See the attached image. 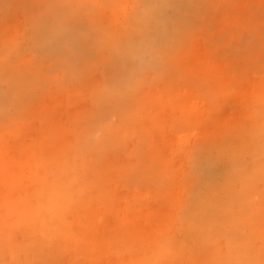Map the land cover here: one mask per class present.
Returning a JSON list of instances; mask_svg holds the SVG:
<instances>
[{
  "label": "rangeland",
  "instance_id": "1",
  "mask_svg": "<svg viewBox=\"0 0 264 264\" xmlns=\"http://www.w3.org/2000/svg\"><path fill=\"white\" fill-rule=\"evenodd\" d=\"M52 1L58 0H27L26 6L0 0V44L7 54L0 61V103L8 99L14 72L8 61L28 74L41 72L20 101V115L6 119L0 107V264H238L245 250L251 256L244 264H264V171L251 183L257 190L245 221L234 217L246 234H224L223 219H232L235 206L229 214H207L206 222L191 213L209 196L207 172L218 181L242 164L247 169L241 132L264 126V0H207L208 9L184 19L169 8L178 19L170 31H181L185 51L173 73L153 68L128 90L127 115L116 110L124 103L117 92L102 100L112 78L123 80L128 72L114 70L124 51L106 55L95 47L94 63L80 74L75 70L85 66L86 52L72 66L38 51L35 32L54 22L44 11ZM105 1L111 9L102 8ZM147 1L78 3L101 10L100 31L89 38L116 25L128 44L146 21L157 28ZM94 20V14L74 15L67 24L79 37ZM193 22L201 27L189 32L186 24ZM135 49L137 65L169 63L152 40ZM230 143L235 152L225 156ZM67 196L76 198L71 210L63 205ZM45 247L54 260L41 254Z\"/></svg>",
  "mask_w": 264,
  "mask_h": 264
},
{
  "label": "bare ground",
  "instance_id": "2",
  "mask_svg": "<svg viewBox=\"0 0 264 264\" xmlns=\"http://www.w3.org/2000/svg\"><path fill=\"white\" fill-rule=\"evenodd\" d=\"M20 4L26 6L27 0H17ZM209 1V0H208ZM207 0H148L147 1V10L150 13L149 20H154L153 22L157 24V28H151L147 25L146 21L139 29V33L131 40L127 42L128 44H123L121 42L123 31L122 29H117L116 25L115 30L110 32L109 30L105 32H100L99 35H96V38H89V35L92 31H100V22H101V10H96L95 6L86 5L82 6L78 3V0H73L71 4L70 0H58L45 3V12L49 11L53 13L54 22H44L43 25L39 26L36 29L35 35L41 36L39 46L37 47L40 52L49 53L52 52L57 58L65 59L69 65L73 66V60L79 54V52H86L85 66L81 67L80 70L74 68L76 73L84 70L87 65L94 63L91 51L95 47H101L106 49V55L108 51H118L122 50L125 52L126 58L123 63L118 62L114 66V70L118 72L127 69L125 78L117 79L112 78L110 88L102 94V100H107L110 97V94L117 92L119 100L124 103L116 108L118 113L127 115L128 111L131 109L132 97L128 95V90L132 87L142 84L145 81V76L152 71L153 68H156L157 71L163 72L167 71L173 73L175 69V61L178 58L179 51H185L181 48L185 47V41H183L181 31L177 30V34H173L170 31V28L173 24H176V18L171 15L168 10L169 8L175 9L179 14L180 18L184 19L186 15L190 12H203L205 9H208ZM7 3H9L7 1ZM104 9H111V4L109 1H105L101 5ZM195 10V12H194ZM94 14L95 20L91 23L90 27L81 28V35L75 37L73 28L68 27V20L71 16L78 15L83 18H87L88 15ZM198 17V15H196ZM135 19H143L142 16L137 15ZM129 24L124 23L123 30L125 31ZM203 26V23H202ZM201 27V22L199 23H187L186 30L189 32H194ZM117 30V31H116ZM187 32V31H186ZM102 33V34H101ZM68 41H67V40ZM152 40L158 47L165 49V53L170 57L168 65H158L153 62L150 66H141L136 64L135 55H137L138 45H142L145 41ZM69 42V44L65 43ZM57 42L58 48L53 50L51 44ZM103 46V47H102ZM134 47V48H132ZM144 51V50H143ZM7 54L4 47L0 44V61L6 60ZM140 59V58H139ZM9 66L14 68L13 74L8 76L7 81L10 85L9 92L7 94V101L5 104L0 103V107L5 114V118L9 119L13 115H20L23 109L20 101L22 100L23 95H25L33 86L40 76V71L34 72L33 74H28L25 70H20L14 66L15 62L8 61L6 63ZM87 64V65H86ZM5 72V69H1L0 65V75ZM80 74V73H79ZM1 98V96H0ZM5 119V120H6ZM259 130H251L247 128L244 133L243 141L248 146V150L245 149L249 160L247 164V169L244 167V164L240 168L231 169L228 174H225L220 180L216 181L210 172H207V185L209 190V196L206 198L204 203L194 205V209L191 213H195V216H198L199 219L203 222H206L207 214L210 216L218 217L224 213L229 214V211L232 213V208L235 206L236 213L233 211L232 219L229 217H224L223 219V231L225 235H228L229 238L231 235L237 233H244L241 229L244 228L241 224L237 223L235 218L245 221V218L248 216L247 206L250 201L253 200L254 191L257 190L255 186H251V183L256 179V173L260 174L259 171H264V165L262 155H264V126L257 124ZM227 149H222L224 155L226 156L229 152H235V146L233 143L227 144ZM246 146V148H247ZM252 170V171H251ZM257 171V172H256ZM259 176V175H258ZM264 176V175H263ZM264 179V177H263ZM216 181V182H215ZM244 182V183H243ZM264 182V180H263ZM77 183H80L78 181ZM240 183H243L240 184ZM235 188L238 191V196L233 195L230 190ZM81 190H79L80 192ZM224 192L228 193L227 197L224 199ZM76 198L72 196H67L66 201L63 205H66L69 210L75 202ZM198 206V207H197ZM245 207L243 214L241 213V208ZM196 210V211H195ZM235 217V218H234ZM243 224V223H242ZM241 228V229H240ZM247 238H244L246 244H250L253 233L251 232V226L247 227ZM37 238L35 242L38 244L41 243L42 234L40 231L36 230ZM48 247H45L41 254L47 256V258L55 259L54 254H49ZM38 255V254H37ZM251 254L248 250H245L240 255L239 263L244 264L245 261L249 260ZM55 262L51 264H55Z\"/></svg>",
  "mask_w": 264,
  "mask_h": 264
}]
</instances>
